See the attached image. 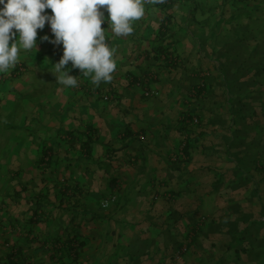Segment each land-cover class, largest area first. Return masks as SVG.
Returning a JSON list of instances; mask_svg holds the SVG:
<instances>
[{
  "label": "crops",
  "instance_id": "obj_1",
  "mask_svg": "<svg viewBox=\"0 0 264 264\" xmlns=\"http://www.w3.org/2000/svg\"><path fill=\"white\" fill-rule=\"evenodd\" d=\"M101 27L110 82L69 63L60 84L47 23L0 74V264L263 263L264 0H145L131 35Z\"/></svg>",
  "mask_w": 264,
  "mask_h": 264
},
{
  "label": "clouds",
  "instance_id": "obj_2",
  "mask_svg": "<svg viewBox=\"0 0 264 264\" xmlns=\"http://www.w3.org/2000/svg\"><path fill=\"white\" fill-rule=\"evenodd\" d=\"M144 15L145 0H0V74L16 66L21 50L37 51L38 30L47 23L52 35L39 39L62 46V55L52 64L60 84L78 87L69 63L82 76H91L96 86L110 82L117 68L116 50L106 43L101 25L107 23L114 35L126 37Z\"/></svg>",
  "mask_w": 264,
  "mask_h": 264
},
{
  "label": "trees",
  "instance_id": "obj_3",
  "mask_svg": "<svg viewBox=\"0 0 264 264\" xmlns=\"http://www.w3.org/2000/svg\"><path fill=\"white\" fill-rule=\"evenodd\" d=\"M166 8H167V6H166ZM169 19L170 18L168 17V15H166L163 18L160 31H159V33L156 36V40H155L156 47L153 49L152 56H151L155 61H158L163 56L164 50L162 49L161 46H157V43L163 40V37L165 36V33H166V35L168 33V27H167L168 24H167V22H169ZM106 43L109 45V42H108L107 38H106ZM167 49H168V47H166V50ZM165 57L168 58V55L167 56L165 55ZM144 91H145V93H146V91L149 92V95H146L144 93V96L145 97H156L158 95L157 92H155L153 90L152 91L149 90V87L146 88ZM192 123H194L193 120H192ZM88 142H89V140H87V143ZM184 150H185V144H184V146L182 148V153L183 154L185 153ZM263 217H264V213H263ZM262 224L264 226V220H263ZM25 236L28 237L27 234ZM254 239H255V235H253V234H251L248 237L246 236V233H240V234H238V236H237V243L240 244V245H242L240 251H242L244 253L251 251V249L253 248V245L251 243H252V241ZM82 243L83 242L80 239L76 238V236L73 237V238H71L70 241H68V245L66 246V250H65L66 255L69 258H73V259L74 258H77V256L79 255V250L83 246ZM17 256H18V258L16 259L15 264H25V261H24L25 258L24 259L22 258V254L18 252ZM261 264H264V262L261 263Z\"/></svg>",
  "mask_w": 264,
  "mask_h": 264
},
{
  "label": "rangeland",
  "instance_id": "obj_4",
  "mask_svg": "<svg viewBox=\"0 0 264 264\" xmlns=\"http://www.w3.org/2000/svg\"><path fill=\"white\" fill-rule=\"evenodd\" d=\"M175 72V71H174ZM59 75V74H58ZM43 78H45V77H43ZM50 76L47 78L46 77V79L45 80H39L38 81V83L39 82H42V86H41V88H42V97H43V100H47L48 99V96H49V94H48V92H49V90L51 89V81H50ZM149 90H153L152 88H151V83L149 84ZM37 98H39V95L37 94ZM47 108H49V107H44L43 108V111L45 110V109H47ZM4 131V130H3Z\"/></svg>",
  "mask_w": 264,
  "mask_h": 264
},
{
  "label": "built area",
  "instance_id": "obj_5",
  "mask_svg": "<svg viewBox=\"0 0 264 264\" xmlns=\"http://www.w3.org/2000/svg\"><path fill=\"white\" fill-rule=\"evenodd\" d=\"M14 69H15V73H16V74L22 73V72L24 71V67H23L22 64H16V66L14 67ZM145 94H146V95H149V92L146 91ZM193 121H194V123L197 122L195 119H194ZM108 203H109V202H105V203L103 204V208H107Z\"/></svg>",
  "mask_w": 264,
  "mask_h": 264
}]
</instances>
